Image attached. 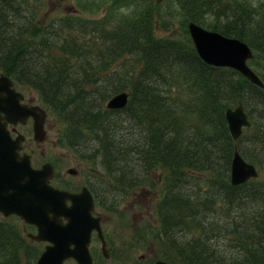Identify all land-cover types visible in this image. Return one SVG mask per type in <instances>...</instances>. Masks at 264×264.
<instances>
[{
	"label": "trees",
	"instance_id": "16d2710c",
	"mask_svg": "<svg viewBox=\"0 0 264 264\" xmlns=\"http://www.w3.org/2000/svg\"><path fill=\"white\" fill-rule=\"evenodd\" d=\"M146 1L137 18L110 25L107 16L83 14L40 22L41 5L0 0V68L34 87L65 122L66 145L98 164L102 171L88 181L98 207L120 213L119 201L142 194L153 170L163 171L156 219L143 228L161 259L264 264V178L230 182L234 148L253 154L232 140L224 115L241 100L252 125L256 109L264 115V88L232 67L205 62L189 35L156 34V8ZM171 1L185 26L193 20L238 37L264 58V0ZM125 54L119 69H108ZM122 90L127 104L106 108ZM258 126L251 139L261 152L264 123ZM13 224L0 220V264H34L39 249Z\"/></svg>",
	"mask_w": 264,
	"mask_h": 264
},
{
	"label": "water",
	"instance_id": "95a60500",
	"mask_svg": "<svg viewBox=\"0 0 264 264\" xmlns=\"http://www.w3.org/2000/svg\"><path fill=\"white\" fill-rule=\"evenodd\" d=\"M161 1V0H156ZM190 38L198 55L207 63L216 66H229L238 70L249 81L264 88V82L248 64L253 56L249 44L235 36H228L209 29L190 20L187 24ZM5 82L12 83L9 76L0 74V111L5 112L7 120L25 121L28 115L34 116V137L44 136L46 111L34 104L15 105L14 98L22 97L12 87L6 91ZM5 91L6 94L3 92ZM11 92V93H10ZM128 101L126 90L112 94L105 102L106 108H121ZM16 108V109H15ZM16 110H20L16 113ZM15 114V116H14ZM229 130L234 138L250 124V119L241 100L225 109ZM22 134L11 138L0 122V210L5 214L16 213L25 221L35 224L34 240L45 242L43 251L35 264H64L74 259L77 264H94L89 251L92 231H96L106 255L105 241L100 226V216L95 215L94 200L87 186L71 191L53 185L50 178L53 167L45 162L41 167L31 165L28 153H20ZM75 173L73 167L67 169ZM230 182L238 184L258 175L255 164L246 160L237 150L234 151L230 165ZM154 264H172L157 260Z\"/></svg>",
	"mask_w": 264,
	"mask_h": 264
},
{
	"label": "rangeland",
	"instance_id": "374dc122",
	"mask_svg": "<svg viewBox=\"0 0 264 264\" xmlns=\"http://www.w3.org/2000/svg\"><path fill=\"white\" fill-rule=\"evenodd\" d=\"M162 1L161 3V1L151 0L154 8H156L154 13L155 23L153 24L156 34L163 36L172 35L179 39L184 38L186 34L189 35L187 25L182 24L183 21L180 20L178 15L179 10L173 4L174 1ZM146 2V0H142L140 5L123 6V0H41L38 2L30 0L28 7L32 8L41 5V9L37 15V19L40 22H46L47 19L60 18L66 14H83L97 20H104L107 16L110 22L108 24L114 25L119 24L121 18H137L143 8L145 9ZM156 2L160 4H156ZM111 5L122 7L117 8L116 12H112L111 9L114 7ZM252 50L253 56L250 58L249 64L264 81V58L259 54H255L254 49ZM126 57L127 55L125 54L124 56L121 55L113 58L112 65L108 69H119V65L123 63ZM18 86L27 93L30 92L36 101L44 105V101L34 87L26 84H19ZM252 104V107L255 108L256 104L253 98ZM256 110L260 114V117H256L257 121L254 120L255 122L252 125L250 120V124L246 126V128L251 126L250 129H243L244 131H242L243 133L240 136L239 145L242 149H248L253 154H246L240 147L242 156L255 164L258 169V175L252 177V179H263L264 167H260L259 161L264 156V151L261 150L260 152V148H258L259 143L251 139L254 138L253 135L255 134L252 132L260 127L258 124L264 123V115L259 108ZM46 111V120L44 123L46 135L42 140L35 141L32 139L31 147L34 148L32 158L34 161L38 160V163L47 160L52 162L55 169V177L51 182L54 185L68 190H79L81 186L87 185L88 181L94 180L96 172L102 170L97 163L91 160L79 159L76 156L64 140L65 122L58 113L51 111L47 106ZM69 167L75 168L76 172H68L67 169ZM153 171L155 175L150 176L152 179H149L151 181L143 187L142 194L137 193L132 198L122 199L118 202L120 213L118 210L107 211L105 208L101 206L96 207L95 205V211L100 216L103 237L106 241L105 251H108V257L106 258L101 251L100 240L95 235L91 243V254L95 264H153L155 260L160 258V252L156 250L157 247L153 243H150L148 239H145L143 233L145 224L156 219V212L154 210L155 203L161 196L159 187H162L163 178L160 176L163 171L160 168ZM0 220H8L9 222L16 223L13 224L15 229L23 233L28 240V233L35 232L33 228L27 226L22 219L16 216L4 217L0 215ZM33 243L39 249L40 254L45 243L36 241H33ZM142 255L144 257L140 258ZM65 264H76V262L69 259Z\"/></svg>",
	"mask_w": 264,
	"mask_h": 264
},
{
	"label": "flooded vegetation",
	"instance_id": "af4514ba",
	"mask_svg": "<svg viewBox=\"0 0 264 264\" xmlns=\"http://www.w3.org/2000/svg\"><path fill=\"white\" fill-rule=\"evenodd\" d=\"M1 73H4V74H7V73H5L4 71H3V69L2 68H0V74ZM10 76V78L12 79V83L10 84V83H8V82H5V87H6V91L9 89H11L12 87L14 88V90L16 91V92H19L21 95H22V97H20V98H17L16 96H17V94H15L16 96H15V98H14V102H15V105L17 106L19 103L18 102H20V103H24V104H26L27 106H31V105H34V104H36V105H38L40 108H44L45 109V111H46V106H47V104L46 103H44V105L43 104H41L40 102H38V101H36V99H35V97L33 96V95H31V93L30 92H26L25 90H22V88L21 87H19L18 85L19 84H21V85H23V83H21V82H19L18 80H16L15 78H13L11 75H9ZM19 83V84H18ZM5 94H6V92L5 91H3ZM11 93V92H10ZM42 99V98H41ZM17 100H18V102H17ZM48 107V106H47ZM16 109V108H15ZM20 110H16L15 112L16 113H18ZM47 112V111H46ZM14 116H15V114H14ZM45 120H46V117H45ZM45 120H44V123H45ZM0 122H4L5 123V128H7V130H8V132H9V134H10V137L13 139V138H15L18 134H22V136L23 137H21V148H20V153H23V152H26V153H29V156H30V161H31V164H32V166L33 167H37V168H39V167H41L45 162H50V161H45V162H40V163H38L39 161L37 160H35L34 161V159L32 158L33 157V152H34V148H32L31 147V143H32V139H34L35 141L36 140H42L44 137H45V135H46V132H45V128H44V136H43V138L42 139H36L35 137H34V133H35V131H34V116L33 115H28V117L25 119V121H20V120H18V121H16L15 123L14 122H12V121H9V120H7V118H5V112L4 111H0ZM30 135H31V137H30ZM51 164H52V162H50ZM52 166H53V169H54V165L52 164ZM55 177V169H54V174H53V176H52V179H51V181L53 180V178ZM86 186H88V182H87V185ZM82 187V186H81ZM89 187V186H88ZM90 189V188H89ZM92 192V191H91ZM93 194V193H92ZM94 196V195H93ZM96 204V203H95ZM96 207H97V205H96ZM0 215H3L4 217H9V216H16V217H18L19 219H22L23 221H24V223H26L27 224V226H29V227H31V228H33L34 230H35V232H34V234H36L37 233V228H36V226H34V224L33 223H30V222H27V221H25L20 215H18V214H16V213H14V212H12V213H9V214H7V215H5L1 210H0ZM30 234H33V233H28V235H30ZM27 235V237L29 238V239H31L32 241H34L31 237H29ZM97 236V234L96 233H94V236ZM93 236V237H94ZM97 238L100 240V238L97 236ZM106 242V241H105ZM100 243H101V240H100ZM105 246H106V244H105ZM101 251H102V246H101ZM108 252V251H107ZM107 252H106V255H105V257L107 258L108 256H107ZM144 257V255H142V256H140V258H143ZM153 262V261H152Z\"/></svg>",
	"mask_w": 264,
	"mask_h": 264
},
{
	"label": "bare ground",
	"instance_id": "6f19581e",
	"mask_svg": "<svg viewBox=\"0 0 264 264\" xmlns=\"http://www.w3.org/2000/svg\"><path fill=\"white\" fill-rule=\"evenodd\" d=\"M162 1V0H161ZM254 2V1H253ZM12 19V18H11ZM13 21V20H12ZM190 20H188L187 22H186V25L188 24V22H189ZM193 21V20H192ZM11 22V21H10ZM189 33V32H188ZM190 36V35H189ZM191 39V38H190ZM192 41V40H191ZM193 43V42H192ZM122 46V45H121ZM121 48V47H120ZM243 75V74H242ZM244 76V75H243ZM251 82V81H250ZM257 85V84H256ZM30 86V85H29ZM44 90V89H43ZM42 92V91H41ZM45 92V91H44ZM128 98H129V95H128ZM108 99V98H107ZM102 101V100H101ZM107 101V100H106ZM105 101V102H106ZM104 102V101H103ZM127 104V103H126ZM104 106H105V104H104ZM244 106V105H243ZM124 107V106H123ZM123 107H121V108H123ZM111 109H117V108H111ZM245 109V108H244ZM246 111V110H245ZM248 114V113H247ZM225 115V114H224ZM225 120H226V116H225ZM226 124H227V128H228V132H229V134H230V136H231V138H232V140L233 141H238L239 139H240V136H238V137H236V138H234L233 136H232V134H231V132H230V130H229V127H228V122H227V120H226ZM242 134V133H241ZM235 150H237L239 153H240V151L235 147L234 148V151ZM234 151H233V153H234ZM241 154V153H240ZM231 165V164H230ZM230 173H231V171H230ZM230 173H229V178H230ZM44 249V248H43ZM43 251V250H42ZM39 256V255H38ZM38 256H37V258H38ZM36 258V259H37ZM160 259V258H159ZM172 263V262H171ZM35 264V263H34ZM172 264H175V263H172Z\"/></svg>",
	"mask_w": 264,
	"mask_h": 264
}]
</instances>
